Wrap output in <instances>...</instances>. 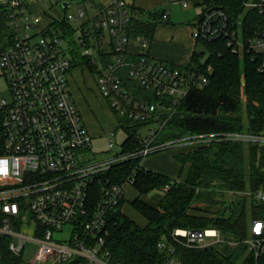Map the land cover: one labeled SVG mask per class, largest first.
<instances>
[{
    "label": "built area",
    "instance_id": "obj_1",
    "mask_svg": "<svg viewBox=\"0 0 264 264\" xmlns=\"http://www.w3.org/2000/svg\"><path fill=\"white\" fill-rule=\"evenodd\" d=\"M61 10L81 3L77 14H48L45 4ZM67 3L66 8L62 7ZM170 4L201 7L192 27L197 42H222L232 54L256 63L264 73V0H241V13L231 19L227 9L209 7L206 0H174ZM134 0H0V14L9 30L7 47L0 53V128L4 138L0 156V239L21 255L26 264H62L83 260L87 264H112L105 247L108 220L125 196L133 174L144 168L148 157L166 150L208 147L213 143H263L264 135L245 133L189 134L161 140L175 108L192 88L202 89L212 74L209 65L188 69L151 59L146 37H130ZM258 17L252 26L251 15ZM137 15V14H136ZM85 22L80 23L81 19ZM168 19L167 11L160 22ZM250 19V20H249ZM95 52L89 56L97 74V87L117 118L143 124L137 133L138 147L104 162L82 160L92 137L71 95L68 79L72 70L73 45ZM59 24V25H58ZM253 28V29H252ZM107 38V40H106ZM92 42L90 44L89 42ZM130 41L141 52L127 53ZM104 48V55L99 50ZM111 58V59H109ZM141 93H134V86ZM156 100L148 101L147 97ZM117 123V121H116ZM118 128L127 134L120 124ZM145 129V133L141 130ZM110 133L108 149L114 148ZM128 135V134H127ZM126 135V138H127ZM135 160L125 180L116 184L105 173L113 166ZM166 185L162 192L168 191ZM254 197L264 202V193ZM251 238L245 241L255 257L264 254V220H254ZM225 240L219 230L176 228L162 239L158 251L163 264H180L178 248L200 249Z\"/></svg>",
    "mask_w": 264,
    "mask_h": 264
},
{
    "label": "trees",
    "instance_id": "obj_2",
    "mask_svg": "<svg viewBox=\"0 0 264 264\" xmlns=\"http://www.w3.org/2000/svg\"><path fill=\"white\" fill-rule=\"evenodd\" d=\"M206 1L209 7L227 9L231 19H236L241 13V0ZM133 10L137 15H133L127 34L130 37H146L150 43L165 9ZM250 18L253 28L257 27L258 17L252 14ZM59 26L67 28L68 25ZM68 28L65 36L73 45L72 70L81 68L94 74L89 56L81 54L71 28ZM9 37L6 20L0 14V53L7 47ZM197 46H201L202 51L193 52L189 62L179 67H201L200 59L207 52L208 58L204 65L211 67L212 74L202 89L192 88L175 108L161 140L204 133L264 135V73L257 72L256 63L249 56L232 54L222 42L197 41ZM99 54L105 56L101 51ZM133 86L134 93L140 94L141 91ZM147 100L156 99L147 97ZM112 115L121 125L119 127L128 134L122 144L123 151L135 150L138 147L137 133L143 124L119 119L114 113ZM3 148L4 138L0 128V156L3 155ZM184 149L186 153L176 156L183 166H187V173L181 182L145 168L137 169L133 174L130 186L137 197L130 202V206L146 224L141 227L122 213L124 196L110 215L107 225L105 247L110 253L112 264H163L164 256L158 251L157 244L169 238L173 229L202 230L205 227L219 230L225 240L234 244H218L200 249L178 248L180 264H264V254L255 257L245 243L252 237V221L264 220V202L254 197L258 191L264 193V144L229 141ZM135 166L136 161L129 160L113 166L105 175L120 184ZM166 185L169 190L163 192L157 207L140 200L141 196L162 192ZM246 185L251 193L249 206L245 202L236 206H222L218 211L220 215L209 220L188 214L194 199L206 195L213 199L214 194L205 192L211 187L237 193L243 192ZM200 189L206 190L200 192ZM8 244L7 237L0 239V264H26L21 255H14L9 250ZM62 264L87 263L74 260Z\"/></svg>",
    "mask_w": 264,
    "mask_h": 264
},
{
    "label": "rangeland",
    "instance_id": "obj_3",
    "mask_svg": "<svg viewBox=\"0 0 264 264\" xmlns=\"http://www.w3.org/2000/svg\"><path fill=\"white\" fill-rule=\"evenodd\" d=\"M75 1V0H70ZM174 1V0H170ZM46 12L48 14H55L58 12H62L65 16H68L70 14H77L78 16V9L83 8L87 10L81 3H72L71 7L67 10H61L59 7L54 5V3L49 2L45 4L44 6ZM161 9V8H160ZM159 10V9H158ZM166 10L168 13H170L171 21L177 25H190L192 28L194 23L197 20V16L201 12V7L199 6H193L189 4L187 7H182L181 5H174L170 4L166 7ZM88 11V10H87ZM157 11V10H156ZM86 18L81 19L80 23L85 22ZM68 26L71 27L73 30L77 28V23L75 20H72L68 23ZM107 40V38H106ZM92 44V42H89ZM81 54L85 55L88 54L89 56L94 55L95 52L93 49L88 48H82L78 46ZM102 53H104V48L100 47V50ZM197 51H202V47L198 46ZM208 53L205 52L204 55H202L200 59V63L204 65L207 61ZM111 59V58H109ZM74 75V84L73 87H70L72 98L75 102V105L80 107V100L78 102V98L82 99V103L85 104L86 110H87V118L85 117V121L87 123L91 124V126L94 129V136L93 139L90 142V145L88 147V150L86 153L82 152V160H85L89 163H98V162H104L109 159H112L115 154H117L120 150V144L126 139L125 132H122V129H118L115 131V135L111 137L114 148L109 150L108 149V140L110 139V134L103 133L99 135L100 128H108L109 122H114V120L111 119V115L109 113L108 104L106 100L97 93L96 88V82H97V74L94 73L92 75H88L86 70H83V72H80L79 70H75L73 72ZM76 100V101H75ZM79 109V108H78ZM114 126H117V123L114 122ZM110 127V126H109ZM105 132V131H104ZM141 133H145V129L141 130ZM171 150H166L163 152H169ZM162 153V152H161ZM152 156H157L152 155ZM151 157V156H150ZM149 158V157H148ZM206 189H200V192L204 191ZM207 194H214L215 196L213 199L211 197L206 196H199L198 198L194 199L193 202H191L188 214L200 217L203 219H213L220 215L219 209L222 206H228L233 205L236 206L237 204H241L242 202H245L247 206H249V202L251 201V193L249 191V187L246 185V189L243 192H227L223 189L219 188H210L206 190ZM157 192H153L155 194ZM130 194H127L129 197ZM210 228V227H205ZM203 228V229H205ZM176 229V228H175ZM174 230V229H173ZM232 245V244H231Z\"/></svg>",
    "mask_w": 264,
    "mask_h": 264
},
{
    "label": "crops",
    "instance_id": "obj_4",
    "mask_svg": "<svg viewBox=\"0 0 264 264\" xmlns=\"http://www.w3.org/2000/svg\"><path fill=\"white\" fill-rule=\"evenodd\" d=\"M110 1L111 0H97V2L102 5L107 4ZM134 5L136 8L144 11H155L158 9L160 10V8L167 11L166 7L170 5V0H134ZM197 47V42L192 37V28L190 27V25H177L173 23L171 21L170 13H168V19L166 21L160 22L156 26L152 41L148 45L147 53L148 56L153 60L164 62L171 66H183L189 62L192 53L197 51ZM127 52V54L133 58L141 52V49L139 48L137 43H135L134 41H130L127 45ZM75 70L83 72V69L81 68H75L72 70L68 80L70 87H73L74 84L73 72ZM87 74L89 75L90 73L87 72ZM95 85L96 86L94 87L96 88L97 93L101 95L97 84ZM79 100L80 107L78 108L80 114L93 139L94 129L91 124L87 123V121H85L84 119L87 116L86 106L84 103H82L81 98H78V102ZM109 113L111 115V119L116 122L110 110ZM114 122H109L110 127L108 126V128L106 129L101 127L99 135L107 132L110 134L111 132L116 131L118 126H114ZM186 152L187 151L185 149H179L156 154L157 156H151L145 159L144 168L175 179L177 180V182H181L183 181L187 173V166H183L176 159V156H179V154ZM127 194H130L129 197L127 196ZM163 195V192L159 191L155 194L151 193L147 196H141L140 200H142L149 206L157 207L162 200ZM136 197L137 193L135 192V190L130 185H126L125 199L124 204L121 207V211L129 219L133 220L136 224L143 227L146 224L145 220L130 206V202L133 201Z\"/></svg>",
    "mask_w": 264,
    "mask_h": 264
},
{
    "label": "water",
    "instance_id": "obj_5",
    "mask_svg": "<svg viewBox=\"0 0 264 264\" xmlns=\"http://www.w3.org/2000/svg\"><path fill=\"white\" fill-rule=\"evenodd\" d=\"M67 6H68L67 3H63V4H62V7H63V8H66Z\"/></svg>",
    "mask_w": 264,
    "mask_h": 264
}]
</instances>
